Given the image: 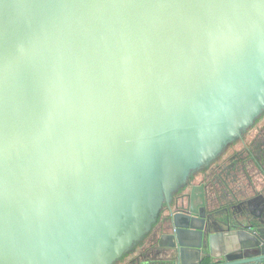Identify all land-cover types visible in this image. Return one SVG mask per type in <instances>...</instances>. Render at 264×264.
Returning a JSON list of instances; mask_svg holds the SVG:
<instances>
[{"label": "water", "instance_id": "95a60500", "mask_svg": "<svg viewBox=\"0 0 264 264\" xmlns=\"http://www.w3.org/2000/svg\"><path fill=\"white\" fill-rule=\"evenodd\" d=\"M263 112L264 0H0V264H105L164 205V264H264V194L192 182Z\"/></svg>", "mask_w": 264, "mask_h": 264}, {"label": "rangeland", "instance_id": "374dc122", "mask_svg": "<svg viewBox=\"0 0 264 264\" xmlns=\"http://www.w3.org/2000/svg\"><path fill=\"white\" fill-rule=\"evenodd\" d=\"M262 118H264V112L263 113H261L260 115H258L256 118H255V120H254V122L256 123V124H258L259 123V120L261 121V119ZM255 125V124H254ZM241 141H237V142H235L234 144H233V146H231V149L232 150H230V152H236L237 150L239 151L240 150V147H241ZM230 144V143H229ZM235 146V147H234ZM243 148V147H242ZM237 151V152H238ZM229 152V150L227 151H225L222 155H220V154H218V155H216L217 154V152H215L216 154H214L212 157V160L208 163V166H207V168L205 169V170H203V167H199L197 170H198V172H197V174H196V179H193V181L192 182H201L202 181V179H199V177H200V175L202 174L203 175V177L202 178H208V181L209 180H213L214 179V175L216 176V174H217V171H215L214 173L213 172H211V171H213V170H215L216 168H217V165H222V164H224V163H228V161H229V163L230 162H233L235 159H233L232 158V160L233 161H231V156H232V154ZM231 154V155H230ZM220 155V156H219ZM241 159H243V158H241ZM249 163H250V161H249ZM237 166V168H236V170L238 171V176H240V178H239V180H237L233 185H234V188H232V185L231 186H229L230 188H231V191H234L235 192V194H237L238 196L241 194V192L240 191H245V189L246 188H243V186H240V185H238L237 184V182L238 181H242L243 180V178H244V174H246V170H245V168H244V166H243V162L241 163V162H238V164L236 165ZM239 167L241 168V169H239ZM246 167H247V170L248 171H250V172H252V167H250L249 165L247 166L246 165ZM202 170V171H201ZM232 171V169L230 170V172ZM210 172H211V174H210ZM207 173H208V175H207ZM242 173V174H241ZM210 174V175H209ZM213 176V177H212ZM227 176H229L228 174H227ZM224 178H226L227 179V177L226 176H224ZM230 179H232L231 177H230ZM215 180H216V178H215ZM228 180V179H227ZM223 183V182H222ZM219 186V185H218ZM252 186V185H251ZM253 187V186H252ZM185 188V189H184ZM184 188L181 190V192L179 193V191H178V193L176 192H174L172 195V197H173V199L175 200L176 199V197L178 196V195H181L182 193H184V192H187L188 191V187L187 186H184ZM219 188H220V190H221V195H222V199H227V200H230L229 202H233V199L234 198H232V194H231V192H229V194H228V191H222V189H221V187L219 186ZM165 208H166V205H164V207H162L161 209H160V212H159V215H156V217L154 218L153 217V213H154V211L152 210V212H151V210H148V211H146V212H143L140 216H141V218L142 219H148V220H150L151 221V219L153 218V221L154 222H152V224L153 223H155V224H153V227H152V229H151V231L146 235V237L145 238H143V239H141L142 237H140L139 239H141V240H139L138 242H135L133 245H132V248H130V249H128V250H126L124 253H120V250H119V253H118V250L117 251H115L114 253H113V256H109L110 257V260L108 259L106 262H105V264H108L109 262H111L110 264H130V263H132L131 261L132 260H134V258H141V259H145L144 258V250L147 248V247H150L151 246V243H152V247L153 246H156L157 245V243L155 242L156 240H157V231H158V228H159V226H160V224H161V221H162V217L163 216H165L167 213H166V210H165ZM149 213V214H148ZM149 223V222H148ZM132 234H133V232H132ZM131 234H128V235H126V237H129ZM135 236H141V235H139L138 233H137V231L135 232V235H134V237ZM131 238V237H130ZM129 238V240L128 241H126V239H125V241L126 242H124L125 244H129V243H131V239ZM147 246V247H146ZM123 247V246H122ZM121 247V248H122ZM120 248V249H121ZM153 249L154 250H156L157 248L156 247H153L152 248V250H150V251H148L149 253L152 251L153 252ZM147 252V253H148ZM120 255V256H119ZM155 258L156 257H158L159 255H153ZM108 258V257H107ZM120 258H122V259H120ZM114 261H116V262H114ZM136 261V260H135ZM146 262H148V260H143L142 261V263L141 264H143V263H146Z\"/></svg>", "mask_w": 264, "mask_h": 264}, {"label": "flooded vegetation", "instance_id": "af4514ba", "mask_svg": "<svg viewBox=\"0 0 264 264\" xmlns=\"http://www.w3.org/2000/svg\"><path fill=\"white\" fill-rule=\"evenodd\" d=\"M244 138H245V140L243 142L241 141L242 142L241 147H240L239 151L237 150L238 152L237 151L234 153L230 152V150H232L231 147H229L227 149V151L229 150V152L232 154L231 161H233L232 158L235 160L233 162H230V163L228 161V163H224L222 165L219 164V165H217V168L215 170L211 171L213 173L215 171H217V174H216V176L214 175V178L219 177V175H223V177L226 176L228 179V180L226 179V181L232 185V188H234V185H233L234 183L233 184L231 183L232 179H230V177L232 178V176H231L232 172L237 171L236 165L238 164V162H241V163L243 162L245 164V170H247L246 165L248 166L249 161L253 162L259 170L261 168L264 169V118H262L261 121L259 120L258 124L255 123L254 127L245 134ZM241 158H243V159H241ZM231 169H232V171L230 172ZM239 169H241V168L239 167ZM211 172H210V174H211ZM227 174L230 176H227ZM207 175H208V173H207ZM207 180H208V178H206V181ZM217 181H219V178H217ZM219 183L222 184L221 182H219ZM240 192L244 193L245 191L244 192L240 191ZM185 193L186 192H184L181 195H178L176 197L175 204L176 203L181 204V203H184L185 201H187V199L185 198ZM218 194H221L220 190L218 191ZM243 199L244 198H242L241 196H239L236 199H233V202H231L232 209H235L236 206ZM229 201L230 200L224 201L222 203L218 201L217 204L215 203L216 209H224V207H222V206L229 203ZM166 213L167 214L162 217L163 222L165 221V218L168 215L167 210H166ZM152 248H149V250H151ZM144 258L145 259L137 258L135 263L141 264L143 260H148V262L143 263V264H152L153 261L151 258H149L148 255L146 256V254H145Z\"/></svg>", "mask_w": 264, "mask_h": 264}, {"label": "crops", "instance_id": "0c3cea01", "mask_svg": "<svg viewBox=\"0 0 264 264\" xmlns=\"http://www.w3.org/2000/svg\"><path fill=\"white\" fill-rule=\"evenodd\" d=\"M248 165L250 166V167H252V172H250V171H248L247 170V172H246V174H244V178H243V180L241 181H238L237 182V184L238 185H240V186H243V188H246L245 189V191H246V193H247V197H253V196H255L256 195V193L257 192H261V193H263L264 194V169L263 168H261L260 170L255 166V164L253 163V162H251L250 161V163H248ZM203 177V175L201 174L200 175V177H199V179H202V181L201 182H203V181H205L204 180V178H202ZM240 178V177H239ZM239 178H238V180H239ZM253 184V186H255L256 187V189L254 190L253 188H252V184ZM262 206V204L261 203H259L258 204V206ZM160 230L159 231H157V240H158V237H159V235H160ZM157 240L155 241L156 243H157ZM147 247V246H146ZM153 247H157V245L156 246H153ZM149 248H152V243H151V246L150 247H147L145 250H144V254H146V256L148 255L149 256V258H151L152 259V264H164L162 261H160V259L163 257V255L161 254V255H159L158 257H154L153 256V252L155 251L154 249H153V252L151 251L150 253L148 252V250H149ZM152 250V249H151ZM150 251V250H149ZM148 252V253H147ZM141 259V258H140ZM139 259V260H140ZM135 260H136V258H134V260H132L131 262L132 263H130V264H139V263H135Z\"/></svg>", "mask_w": 264, "mask_h": 264}]
</instances>
